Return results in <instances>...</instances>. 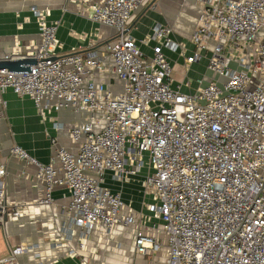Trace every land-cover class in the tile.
Listing matches in <instances>:
<instances>
[{"label":"built area","instance_id":"2783aa9c","mask_svg":"<svg viewBox=\"0 0 264 264\" xmlns=\"http://www.w3.org/2000/svg\"><path fill=\"white\" fill-rule=\"evenodd\" d=\"M71 1L115 35L103 53L75 47L60 53L59 21L47 20L48 9L30 7L38 45L2 59L35 62L27 70L0 69V93L9 88L28 96L41 115L67 108L85 116L69 128L76 149L57 146L48 163L17 144L10 147L13 157L36 168L45 189L23 206L4 204L0 193L3 212L19 218L26 207L52 205V190L62 186L68 196L65 220L51 222L48 236L51 247L66 248L68 256L85 248L96 225L105 234L122 225L133 227L138 253L164 247V264H264V0H199L193 50L185 62L208 51L206 67L217 77L200 80L193 91H183L188 81L174 83L164 50L184 56L185 45L172 37L169 25L154 23L142 39L154 42L150 55L129 33L132 13L146 0ZM97 72L118 79L120 89L97 81ZM51 142L55 146L56 138ZM144 169L149 217L125 205L106 183L107 175L122 184ZM4 171L0 163V175ZM151 218L160 221L153 224L155 232L145 226ZM27 247L12 248L0 264H18L17 255Z\"/></svg>","mask_w":264,"mask_h":264},{"label":"crops","instance_id":"0c3cea01","mask_svg":"<svg viewBox=\"0 0 264 264\" xmlns=\"http://www.w3.org/2000/svg\"><path fill=\"white\" fill-rule=\"evenodd\" d=\"M31 6L48 9L50 15L47 20L59 21L56 36L61 44L60 53L68 52L71 47L83 53L94 50L98 54L103 53V44L115 35L111 27L93 22L78 12L71 0H0V59L13 51L27 54L38 45L39 31ZM200 10L199 0H146L128 21L129 33L147 55L151 54L154 42L144 44L142 39L151 33L152 25L162 23L171 27L172 37L185 45V55H175L176 52L168 49L164 52L172 65L174 83L189 82V87H183V91H193L200 80L205 84L217 77L206 67L208 51H204L199 60L185 62V57L193 50L190 37L198 23ZM95 79L110 84L114 91L120 89L121 82L109 73L97 72ZM84 116V113H75L67 108H50L41 115L28 96H19L9 88L0 93V163L5 169L0 175V193L4 204L23 206L32 203L42 196L45 189L43 180L36 176V168L13 157L10 147L17 144L40 162L48 163L57 146L76 149V144L69 137V128L82 121ZM55 123L61 128L56 129ZM53 137L57 141L55 146L51 142ZM111 181L107 175V186L120 193L125 205L137 214L151 216L146 205L152 200L144 202L134 195L131 187L125 188ZM51 196L54 199L52 205L26 207L23 216H7L0 223V257L6 256L16 246H28L17 255L18 264H81L82 260L86 264H164V247L146 254L135 250L132 226L118 225L105 234L101 226L96 225L86 240L85 248L77 249V256H68L64 247H51L48 236L50 224H60L65 220L68 201L67 191L62 186L55 187ZM153 224L158 226L160 221L151 218L145 226L155 232ZM29 245L35 248L30 249ZM71 245L76 248V237H73Z\"/></svg>","mask_w":264,"mask_h":264},{"label":"water","instance_id":"95a60500","mask_svg":"<svg viewBox=\"0 0 264 264\" xmlns=\"http://www.w3.org/2000/svg\"><path fill=\"white\" fill-rule=\"evenodd\" d=\"M35 60L31 57H17L10 59H0V69H7L10 71L27 70ZM0 215H2L3 220L7 219V215L3 212V207L0 205Z\"/></svg>","mask_w":264,"mask_h":264},{"label":"rangeland","instance_id":"374dc122","mask_svg":"<svg viewBox=\"0 0 264 264\" xmlns=\"http://www.w3.org/2000/svg\"><path fill=\"white\" fill-rule=\"evenodd\" d=\"M175 55H178V54L176 53ZM146 172H147L146 169L142 170V172L140 174H138L136 177H134V178L131 177L132 181L130 180L131 178H129L128 180L124 181L122 183V185L125 188L131 187L130 189H132V192L134 193V195L139 197L140 200L143 199L144 202H149L152 200L151 194L149 192L144 191V177L146 175ZM111 182H115V181H111ZM115 183H118V182H115ZM132 183L134 184L133 187L131 186ZM118 184H120V183H118ZM9 210H10V208L7 209V211H9Z\"/></svg>","mask_w":264,"mask_h":264}]
</instances>
